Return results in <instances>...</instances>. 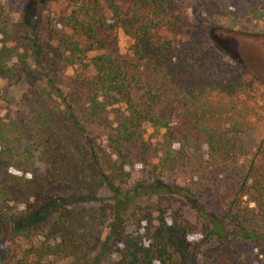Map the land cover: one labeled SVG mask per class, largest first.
I'll list each match as a JSON object with an SVG mask.
<instances>
[{
    "label": "trees",
    "instance_id": "1",
    "mask_svg": "<svg viewBox=\"0 0 264 264\" xmlns=\"http://www.w3.org/2000/svg\"><path fill=\"white\" fill-rule=\"evenodd\" d=\"M178 1L133 0L128 18L113 0L105 5L69 1L62 27L70 33L60 37L68 56H61L63 51L48 41L40 42V21L51 1H29L11 27L0 5V76L10 78L19 65L44 79L23 100L27 121L20 116L0 119V207L29 206L33 197L38 203L57 179L83 183L92 198L104 189L111 196L100 212L108 221L104 239L96 237L91 243L80 229L84 209L59 204L46 231L39 235L34 226L29 235L15 236L25 239L28 247L22 249L13 238L16 248L0 254V264H103L113 254L116 264H264V141L241 181L222 197L212 189L204 194L166 184L155 175L157 169L171 173L184 168L186 147L212 148L213 134L228 124H244L254 116L264 122V113L255 114L253 84L244 71L214 72L196 46L162 35L163 26L174 24L169 18ZM193 1L208 18L264 20V0ZM122 28L132 33L133 45L126 54L114 38ZM12 29L22 35L11 38ZM58 58L67 67L92 72L91 82L81 85L90 119H98L109 104L123 107L122 121L107 137L112 153L80 124L57 86L50 67ZM145 126L164 131L169 149L149 171L147 182L131 188L130 165L120 147L141 141ZM36 162L48 164L51 174L44 179L34 176L30 168ZM207 170L202 166L201 172ZM145 201L155 202L145 213L148 219L139 206ZM183 208L192 212L193 221L183 215ZM131 219L135 233L127 232Z\"/></svg>",
    "mask_w": 264,
    "mask_h": 264
},
{
    "label": "rangeland",
    "instance_id": "2",
    "mask_svg": "<svg viewBox=\"0 0 264 264\" xmlns=\"http://www.w3.org/2000/svg\"><path fill=\"white\" fill-rule=\"evenodd\" d=\"M29 1H51L40 21V36L42 37L40 42L45 45L48 41L51 47L59 48V52L63 51L64 47L60 46V37L70 31L62 27V20L69 14L71 9L69 1L72 0H0V5L3 7L2 14L7 15L10 27L17 25L15 23L19 20V12L27 7ZM95 1L105 5L111 0ZM113 1L121 7L124 17L128 18L133 0ZM178 5L173 17L169 18V21L174 24L170 22L171 25L163 26L162 35L176 42H187L196 46L203 55L209 58L214 72L244 71L246 78L253 84L255 114L262 116L264 113V20L208 18L200 12L196 1L181 0L178 1ZM30 13L34 16L36 11L32 10ZM18 35H22L19 29L10 31L11 38ZM114 38L122 54H126L133 45L132 33L126 28L116 30ZM64 55L68 56L69 54L63 51L61 56ZM93 55L91 54L90 57ZM64 64L58 58L55 65L50 67L57 86L71 104L73 113L80 124L101 147L112 153L107 143V137L117 129L122 121L123 107L109 104L106 112L102 113L98 119H90L86 92L81 85L86 86L91 82L92 72L81 68L72 69ZM19 67V65L16 66L10 78L0 76V90L3 98L0 99V119L11 120L20 116L23 118V122L27 121L30 117L28 110L24 107L23 100L29 95V90L44 83L41 76H35ZM17 70H19L18 73ZM32 70L33 68H31ZM256 117L250 118L244 124H228L214 133L211 142L209 141L212 148L203 146L196 150L187 146L185 152L188 156L184 168L171 173H161L157 169L155 175L166 184L179 185L204 194L208 192V189H212L213 192H217L219 197H222L225 193L232 191L233 187L241 181L256 147L264 141V122L258 121ZM163 135L164 131L154 132L153 129L145 126L141 141L124 144L120 147L122 156L130 165L127 167V171L131 174L129 187L132 188L136 184L147 182L150 176L149 171L158 165L161 157L169 149ZM172 149L177 151L179 147L174 145ZM39 152L40 148L35 151V154L38 155ZM212 155L215 157H211ZM201 165L207 167L206 174L201 172ZM49 167L48 164L36 162L30 171L38 179H44L45 174H51ZM196 168L199 169V172H195ZM38 179L36 183H38ZM46 189L38 203L34 201L35 197H33L28 203L29 206L16 207L9 204L0 207L2 222L0 254L8 249H15L13 238L22 235L21 233L29 235L31 232L27 231L33 229L34 226L38 229L39 235L43 231L45 232L50 226L54 209L59 204H63L68 209L77 211L84 209L86 211L85 222L80 229L88 234L91 243L96 237L105 238L108 221L105 217H101L103 214L101 209H105L106 205L111 202L109 192L104 189L96 198H92L88 195L83 183L63 179H57ZM154 204V201L150 203L145 201L139 205L140 209H146L145 212L141 210V214L145 215L146 212H149L155 207ZM182 211L188 220L193 221L192 212L188 208H183ZM152 217H156V214H153ZM135 218L137 219V216ZM144 218L148 219V216L145 215ZM126 228L129 233L137 231L134 219L127 223ZM140 231L142 232L141 229ZM35 239L37 238H33L34 241ZM196 239L199 237L193 240ZM14 241L22 249L28 247V242L22 237L15 238ZM116 260L117 256L113 254L103 264H116Z\"/></svg>",
    "mask_w": 264,
    "mask_h": 264
},
{
    "label": "flooded vegetation",
    "instance_id": "3",
    "mask_svg": "<svg viewBox=\"0 0 264 264\" xmlns=\"http://www.w3.org/2000/svg\"><path fill=\"white\" fill-rule=\"evenodd\" d=\"M2 229V222H1V219H0V230Z\"/></svg>",
    "mask_w": 264,
    "mask_h": 264
}]
</instances>
